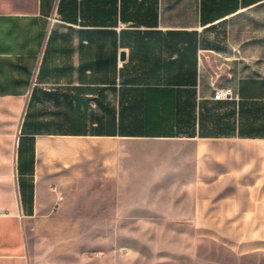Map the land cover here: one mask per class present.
Here are the masks:
<instances>
[{"label":"crops","instance_id":"crops-1","mask_svg":"<svg viewBox=\"0 0 264 264\" xmlns=\"http://www.w3.org/2000/svg\"><path fill=\"white\" fill-rule=\"evenodd\" d=\"M216 222L264 238V0H0V264Z\"/></svg>","mask_w":264,"mask_h":264},{"label":"rangeland","instance_id":"rangeland-1","mask_svg":"<svg viewBox=\"0 0 264 264\" xmlns=\"http://www.w3.org/2000/svg\"><path fill=\"white\" fill-rule=\"evenodd\" d=\"M83 228L84 249L95 245L106 249L108 240L93 241L91 223H63V231L75 237L77 226ZM102 226V224H100ZM105 225V224H104ZM159 233L153 234L154 224H148L149 250L141 255L140 240L125 237L121 231L127 226L138 231L135 224H115L116 239L113 254H86L83 264H264V238H220L221 223L157 224ZM137 227V228H136ZM172 232V233H171ZM173 234V235H172ZM111 242V240H110ZM133 250H124L125 246Z\"/></svg>","mask_w":264,"mask_h":264},{"label":"built area","instance_id":"built-area-1","mask_svg":"<svg viewBox=\"0 0 264 264\" xmlns=\"http://www.w3.org/2000/svg\"><path fill=\"white\" fill-rule=\"evenodd\" d=\"M228 91L226 90H217L215 94V98H224L227 97Z\"/></svg>","mask_w":264,"mask_h":264},{"label":"water","instance_id":"water-1","mask_svg":"<svg viewBox=\"0 0 264 264\" xmlns=\"http://www.w3.org/2000/svg\"><path fill=\"white\" fill-rule=\"evenodd\" d=\"M124 55H125V54H124V53H122V56H123V57H124Z\"/></svg>","mask_w":264,"mask_h":264}]
</instances>
